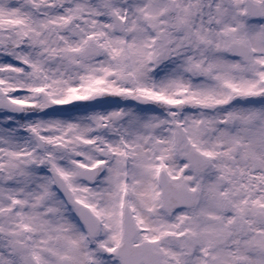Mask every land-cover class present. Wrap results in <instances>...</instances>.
I'll use <instances>...</instances> for the list:
<instances>
[{
    "label": "rangeland",
    "instance_id": "obj_1",
    "mask_svg": "<svg viewBox=\"0 0 264 264\" xmlns=\"http://www.w3.org/2000/svg\"><path fill=\"white\" fill-rule=\"evenodd\" d=\"M189 1L192 8L188 0H0V87L24 108L19 118L0 111V264H23L10 241L26 238L37 264H121L123 206L139 229L133 243L152 242L165 264H264V0H251L259 18L244 13V0ZM111 12L123 18L124 34ZM6 23L42 32L49 49L33 52ZM159 38L169 48L156 63ZM90 39L103 52L82 60ZM232 44L249 47L247 63L227 52ZM97 91L105 101L55 111ZM178 124L210 157L208 168L194 172L180 157ZM99 162L93 183L78 177L79 166ZM48 168L93 209L94 239L52 189ZM161 169L199 191L194 207H161ZM236 213L247 222L242 234ZM168 233L185 235V257L163 239Z\"/></svg>",
    "mask_w": 264,
    "mask_h": 264
},
{
    "label": "water",
    "instance_id": "obj_2",
    "mask_svg": "<svg viewBox=\"0 0 264 264\" xmlns=\"http://www.w3.org/2000/svg\"><path fill=\"white\" fill-rule=\"evenodd\" d=\"M117 26H119V29H123V26H120V23L118 20H116ZM168 44H166L163 48L160 50V54L158 56V60H162L165 57V47ZM102 52V48L99 47L94 41H91L87 46L86 49L81 52V57L86 58L88 55H99ZM237 53L244 57L245 60L248 59L249 56V50L243 49L238 50ZM236 53V54H237ZM3 96L0 92V107H6L3 102ZM95 101H99L97 98H93L87 101H81L76 102L72 105L60 107L61 109H71L76 108L78 106H85L91 103H94ZM179 145L181 150H186L185 156L187 160L189 161V165L192 166L195 170L200 171L207 167L209 164V161L207 158L203 157L200 153L192 149L187 142H185L184 135L182 133V130L179 128ZM101 169V166H98L96 168V171L99 172ZM162 186H163V193H162V199H163V207L167 211H172L175 208L181 207V206H189L192 207L195 205L198 192H190L186 190L185 188L180 187H173L169 181L165 179V177L162 178ZM65 195L67 196L66 190ZM81 212V216H93L87 213L86 211L82 210L81 208H78ZM82 210V211H81ZM129 216V215H127ZM237 223L239 227V231L242 233L245 229V221L243 220L241 215H237ZM129 219V218H128ZM130 220V219H129ZM129 222L127 225V229H125L124 232V243L121 247V252L119 253L125 264H140L141 262H144L145 264H163L161 261V255L155 254L151 251L149 242H144L141 245L134 247L131 245V241L134 238L135 230H133V233L130 232ZM22 252L26 253V249H22ZM25 263L26 264H35L31 256L26 253L25 255ZM63 264H72L70 261H64Z\"/></svg>",
    "mask_w": 264,
    "mask_h": 264
},
{
    "label": "flooded vegetation",
    "instance_id": "obj_3",
    "mask_svg": "<svg viewBox=\"0 0 264 264\" xmlns=\"http://www.w3.org/2000/svg\"><path fill=\"white\" fill-rule=\"evenodd\" d=\"M189 7H192L191 4H189Z\"/></svg>",
    "mask_w": 264,
    "mask_h": 264
},
{
    "label": "bare ground",
    "instance_id": "obj_4",
    "mask_svg": "<svg viewBox=\"0 0 264 264\" xmlns=\"http://www.w3.org/2000/svg\"><path fill=\"white\" fill-rule=\"evenodd\" d=\"M143 188H144V186H143Z\"/></svg>",
    "mask_w": 264,
    "mask_h": 264
}]
</instances>
